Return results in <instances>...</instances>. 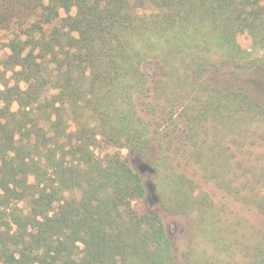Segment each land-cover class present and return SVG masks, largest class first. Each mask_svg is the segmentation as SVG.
I'll list each match as a JSON object with an SVG mask.
<instances>
[{
  "label": "trees",
  "instance_id": "trees-1",
  "mask_svg": "<svg viewBox=\"0 0 264 264\" xmlns=\"http://www.w3.org/2000/svg\"><path fill=\"white\" fill-rule=\"evenodd\" d=\"M0 25L14 28L0 59V264H174L159 215L131 205L141 174L118 150L94 151L155 139L169 207L190 211L196 182L160 156L177 153V112L203 180L264 216V101L205 78L209 66L264 71V0H0ZM235 129L261 163L240 162L236 186L217 137ZM247 264H264V237Z\"/></svg>",
  "mask_w": 264,
  "mask_h": 264
},
{
  "label": "rangeland",
  "instance_id": "rangeland-1",
  "mask_svg": "<svg viewBox=\"0 0 264 264\" xmlns=\"http://www.w3.org/2000/svg\"><path fill=\"white\" fill-rule=\"evenodd\" d=\"M74 12L73 8L71 14ZM60 14L64 15L62 12ZM13 31L14 28L7 29L0 25V59L8 52L5 43L12 36ZM237 40L241 47L252 53L250 57L256 55V51L252 50L251 40L246 34L238 36ZM144 71L148 75L156 73L153 64L145 66ZM205 78L216 85H241L250 95L264 101V71L261 68L217 69L209 66L205 71ZM175 121L178 123L171 134L178 136V139L175 138L178 140L175 149L177 153L175 154L173 150L164 151L160 156L165 154L170 159L174 157L171 162L174 169L179 173H185L196 182L195 189L191 192V199L199 205H194L190 211L176 212L169 207L167 198L173 195V190L168 186L171 172L164 171L154 175L160 150L155 139L148 140L143 152L128 147H103L101 150L96 148L94 155L101 158L104 153L118 150L121 156L128 159L132 168L141 174L145 196L143 199L133 200L131 205L138 212L148 210L159 215L170 240L174 264H247L253 250L263 240L264 216L252 205L243 203L236 192L227 193L214 183L203 180L197 164L187 158L188 150L183 151L185 147L189 149L190 144L186 139H182L185 134L181 131L184 121L179 112L175 113ZM212 134L213 132H210V137L213 136ZM210 137L208 139H211ZM217 137L222 143L221 146H227L228 152L233 154L228 162L230 171L224 176L226 179H231L233 185L241 184L243 179L240 162L251 166L255 164L256 169L259 170L261 163L256 160L255 155L248 156V151L251 149L246 150L249 147L244 150L239 149L237 129L230 133L221 131ZM211 153L214 154L213 151ZM225 163L226 161L220 166L223 167ZM144 165L152 168L153 172H148ZM256 173L244 175L250 181L246 191L248 194L255 192L251 187L254 186ZM260 191L264 192V188Z\"/></svg>",
  "mask_w": 264,
  "mask_h": 264
},
{
  "label": "water",
  "instance_id": "water-1",
  "mask_svg": "<svg viewBox=\"0 0 264 264\" xmlns=\"http://www.w3.org/2000/svg\"><path fill=\"white\" fill-rule=\"evenodd\" d=\"M143 167H144V168H146V169L148 170V172H150V173H152V172H153L152 168H150L149 166H147V165H144Z\"/></svg>",
  "mask_w": 264,
  "mask_h": 264
}]
</instances>
